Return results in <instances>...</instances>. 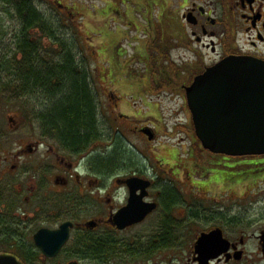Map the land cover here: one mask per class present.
<instances>
[{"label": "flooded vegetation", "instance_id": "flooded-vegetation-1", "mask_svg": "<svg viewBox=\"0 0 264 264\" xmlns=\"http://www.w3.org/2000/svg\"><path fill=\"white\" fill-rule=\"evenodd\" d=\"M184 1L183 19L191 28H182L183 44L177 47V42L176 45L166 42L164 48H155L156 57L148 53V46L139 49L142 57L139 61L146 62L145 56L149 58L144 65L150 64L149 61L155 65H175L176 73L170 79L179 81L178 85L168 84L167 80L163 84V73L136 75L126 73L122 64L103 66L101 56L108 46L94 48L99 86L95 91L100 124L107 134L105 139L92 142L81 152H73L52 146L46 137H20L13 148H5L0 137V253H43L36 246L35 236L69 222L72 224L69 241L56 258L41 256L45 264L68 253L72 254L66 258V264L93 260L85 254L92 238L94 253L100 252L102 243L106 244L102 247L109 255L102 262L107 264H264V218L250 220L234 215L208 219L209 227L197 230L189 248L178 249L176 210L182 199L186 201L178 185L186 194L204 193L203 199L208 200L213 185L217 188L228 183L234 188L243 183V178L220 171L210 170L207 174L214 160L208 154H213L196 138L191 120L188 121L194 136L191 147H183L185 139L174 150L164 147L161 131L167 133V127L175 130L178 123L173 126L168 123L162 98L174 101L179 97L181 108L188 107L186 88L207 68L230 55L264 60V0H235L222 14L192 0ZM167 12L170 21L175 18L172 9ZM124 15L130 24L127 28L138 30V21H129L130 12ZM186 15L192 16V23ZM182 29L172 32V36ZM176 50L185 52L173 57ZM117 55L121 58L124 54ZM10 120L17 131L23 127L20 115ZM185 172L187 181L183 182L179 177ZM132 178L150 181L143 201L156 203L157 208L142 222L120 229L114 219L130 204L131 189L127 182ZM203 178L209 179L210 183H205L210 186L208 191L201 186ZM140 195L142 190L137 191V196ZM213 199L221 202L215 196ZM156 215L157 229L147 242L138 238L134 244L125 238L128 232ZM90 223L96 226L90 227ZM216 229L221 230V240L213 246L216 249L198 250L196 242L201 234Z\"/></svg>", "mask_w": 264, "mask_h": 264}, {"label": "rangeland", "instance_id": "rangeland-1", "mask_svg": "<svg viewBox=\"0 0 264 264\" xmlns=\"http://www.w3.org/2000/svg\"><path fill=\"white\" fill-rule=\"evenodd\" d=\"M234 1L192 0V2H196L208 10L217 11L220 14L223 13L227 5ZM34 2L46 19L57 27L60 38L75 42V55L82 68L89 74L93 93L95 83L96 87L98 86L94 73V48L100 47L101 49V46H108V50L105 48L103 50L104 53L102 52L101 61L103 64L105 62L103 66L109 67L113 64H122L126 68L125 72L129 74H133V69H148L150 70V75L164 73L163 79L165 80H171L170 77H173L176 73L175 65L174 67L162 63L153 65V62L149 61L148 67H144L149 58L145 56L146 62L139 61L142 58L139 57V49L148 46V53L156 57L155 48H164V43L166 42H174L175 45V42H177V47L183 44L180 38V34L183 32L182 28L189 30L190 27L183 19L185 11L184 0H34ZM6 9V6L0 5V137L2 138V143L5 148L11 149L20 137L26 139L46 137L52 146L58 147L51 137L44 134L43 124L39 118L51 103H46L45 99L36 95L25 96L22 99L17 98V94L14 92V84L10 82L11 73L2 68L6 61L10 59V56L12 57L17 51L15 41L19 30L18 22L13 16L14 11L10 12ZM171 9L175 14V18L173 17L170 21L167 10L171 11ZM127 10L130 12L129 21H138V30L127 28L130 24L126 22V16L118 12ZM161 15H166V17L162 18ZM146 20L151 22L147 23ZM62 24L68 27L73 26V30L62 29ZM173 24L174 27L171 28ZM180 29L182 30L178 35L172 36ZM33 38L36 40L38 38L41 39L47 57H58L60 53L59 47L53 45L48 38H41V33L39 32L34 33ZM151 45L154 48H150ZM118 52L123 53V57L119 58ZM162 52L165 53V49H162ZM184 52L176 50L173 52V57H177L178 53ZM188 55L192 58L191 54ZM18 59H20L19 56ZM2 70L3 72H1ZM167 83L169 84L168 81ZM116 85L119 87L118 81H116ZM146 100L149 101L150 97H146ZM181 103L182 100L179 97L174 101L162 98V107L168 123L172 126L178 123L175 130L167 127V133L161 131L163 146L172 150H174L177 143L181 142V139H185L183 147H191V142H193L194 138L188 122L189 120L192 122L191 112L187 106L181 108ZM19 115L21 122L24 120V124L17 131L14 129V123L10 120V117L17 118ZM188 130L189 133H186ZM182 155L184 159H187L184 152ZM208 156L214 160L212 161L213 166L210 165L207 174L210 173V170L213 173L220 171L230 175H241L240 177L245 180L234 188L228 183L217 186V188H215L216 185H213L208 200L203 199L205 197L204 193L197 195L194 192H190L186 194L183 187L178 185L179 190H181L186 199V201L184 199L181 200L179 208L176 210L178 223L181 225L178 235V249L189 248L197 230H205L209 227L211 221L208 219H217L221 216L229 218L234 215L250 220L264 218V156L245 158L209 154ZM252 174L256 175V178L252 180L245 178ZM186 175L187 173L185 172L179 178L186 182ZM200 175L197 174L196 176L199 177ZM167 176L171 178L170 175ZM201 180L204 181L201 184L204 187L203 190L208 191L210 186L208 184L205 185V183L209 182V179L203 178ZM214 196L216 199L219 198L221 202L214 200ZM158 218V215L154 216L147 223L128 232L125 238L131 243L134 242V244L138 238H142L144 242H147L150 234L157 229ZM250 223H255V221H250ZM22 258L24 257L22 256ZM66 258L67 255L65 254L48 264H66ZM38 261L36 264H45L40 260ZM81 264L107 263L95 260H82ZM116 264L123 263L117 262Z\"/></svg>", "mask_w": 264, "mask_h": 264}, {"label": "water", "instance_id": "water-1", "mask_svg": "<svg viewBox=\"0 0 264 264\" xmlns=\"http://www.w3.org/2000/svg\"><path fill=\"white\" fill-rule=\"evenodd\" d=\"M187 98L196 134L205 149L233 157L264 155V60L227 57L194 80L187 88ZM127 183L130 204L114 219L120 229L142 222L157 208L143 201L150 182L132 179ZM138 190L142 195L137 196ZM71 226L68 222L56 231L43 230L35 236L44 257L52 259L59 254L70 239ZM220 235L219 229L202 234L197 249L213 247ZM0 264L22 263L13 255L0 254Z\"/></svg>", "mask_w": 264, "mask_h": 264}, {"label": "trees", "instance_id": "trees-1", "mask_svg": "<svg viewBox=\"0 0 264 264\" xmlns=\"http://www.w3.org/2000/svg\"><path fill=\"white\" fill-rule=\"evenodd\" d=\"M0 5L14 11L19 27L15 41L17 51L2 68L11 73L10 82L14 84L17 98L36 95L51 103L39 117L44 134L73 152H81L92 142L106 138L100 124L96 92L94 89L93 93L89 74L75 55V42L59 37L57 27L38 10L34 0H0ZM61 28L73 30V26L65 24ZM37 32L59 47L58 57H47L41 39L33 38ZM167 197L170 198L169 193ZM89 242L86 255L101 262L108 259L109 253L102 247L105 243L99 253H94V239ZM11 254L23 256L32 264L40 260L39 253Z\"/></svg>", "mask_w": 264, "mask_h": 264}]
</instances>
